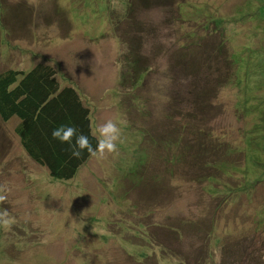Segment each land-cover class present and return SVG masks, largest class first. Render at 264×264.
I'll list each match as a JSON object with an SVG mask.
<instances>
[{"label":"rangeland","instance_id":"374dc122","mask_svg":"<svg viewBox=\"0 0 264 264\" xmlns=\"http://www.w3.org/2000/svg\"><path fill=\"white\" fill-rule=\"evenodd\" d=\"M19 3L21 29L8 33L0 15V68L55 63L89 104L93 131L111 119L123 142L55 179L0 119V212L15 218L0 227V264H133L125 247L141 251L148 232L168 264H219L239 242L252 245L245 260L226 263L264 264V0H175V20L167 0L137 3L116 29L121 0H0V14ZM125 177L133 188L116 196ZM224 201L219 225L209 217ZM233 210L246 238L227 248Z\"/></svg>","mask_w":264,"mask_h":264},{"label":"trees","instance_id":"16d2710c","mask_svg":"<svg viewBox=\"0 0 264 264\" xmlns=\"http://www.w3.org/2000/svg\"><path fill=\"white\" fill-rule=\"evenodd\" d=\"M161 1L162 0H160V2ZM174 1L175 0H167L168 3H165V8L166 13L169 11L175 13V20L176 17L178 19L180 15L177 8L171 9L169 6ZM121 3V20L118 18V13H114L113 10L115 9L110 10V22L115 29L117 28V23L119 27L121 21H123L124 18H128L123 12L126 7H131L132 4L137 6L138 3V7L141 5L145 7V9H149L158 4L159 0H121ZM20 6L25 7L24 4L19 3L18 6L14 8L15 12H13V14L11 12L13 10H2L0 14L2 18L1 25L6 27L8 33L14 29V26L19 28L15 22L19 20L18 16H20V14L16 13V10L20 8ZM135 9L136 8H133V12L137 13L138 11L139 15L140 10L138 8ZM23 24H25V22ZM19 29H21V26ZM123 34H128L126 29H123ZM187 48L188 46L186 49ZM187 58V56H182L180 60L185 62ZM59 70L61 71V67L58 68L55 63L46 60L34 61L23 71L14 67L0 68V119L4 122L12 120L13 133L15 137H17L23 152L29 160L45 168L51 177L68 180L71 179L92 156L85 151L80 158H74L68 150V145L61 144L59 141L52 138L53 129L60 125L71 124L75 126L79 132L89 137L93 147H95L97 141L92 135L94 131L92 129L89 104L84 101L80 89L66 81ZM188 71L192 72L188 64H185L184 67H182V72L188 73ZM139 72V69H136V73ZM199 80L201 79L199 78ZM195 91L196 89L191 86L188 89L189 93H194L193 96L196 95ZM199 94L200 91H198L197 95ZM189 134H191V132ZM145 160L148 161V158ZM150 169L149 165L144 164L143 168L139 170V174L146 176L149 174ZM228 186H230V182H228L226 188H228ZM132 188L131 183H129L125 177V184L122 181L114 183L110 190L117 196V194L119 195L124 191H131ZM101 194H103V191H101ZM225 194L230 195L228 189ZM122 195H127V193H123L121 196ZM233 196L236 197V193H234ZM225 203L224 201L223 205H220L217 209L212 208L211 212L214 210L212 214L210 212L211 216L209 219L217 220L219 225L221 222H224L223 220L225 217L229 218L228 211L232 209H228L227 206H224ZM149 204L151 203L147 202V206ZM145 211L151 212L149 206L145 208ZM233 211H236L233 215L236 217V223L231 220V222L226 224L231 226L225 234H229V237L232 238L227 240L224 239L227 248L228 246L235 247L234 245H236L239 240L244 242L246 238V234L243 235L242 230L244 225H239V220L241 217H244V214L239 213L238 210ZM245 217H247V214ZM261 217L263 218L262 215ZM145 218L146 217H144V220ZM100 220L102 221V219ZM147 223L148 222L145 223L147 226L150 225ZM189 223V221L188 224H186L184 220H179V224L181 225H189ZM208 226L209 225L206 226V229H208ZM197 227H199V225ZM206 232L209 233V230ZM117 234L119 235V233ZM210 234L213 233L211 232ZM147 235L141 237L142 248H144L142 249L143 252L142 250H134L129 245L125 247V252H127V254L123 251L126 256L134 262L133 264H144L143 261L147 258L148 264H168L169 260H175L166 257L168 253L165 251V243H157V240L154 242L152 233L148 232ZM221 242H223V239L221 241L219 240V243ZM148 245H150V253H147L145 250L148 248ZM245 245L247 249L252 247V245L245 242L244 244L239 242L235 250H228L225 247L219 264H229L235 261V259L238 261L243 259L242 261H244L245 254L248 255V250ZM155 249H157V251H155ZM252 253L254 252L252 251ZM164 258H166L165 261L163 260ZM224 258L232 260L226 263L227 261H224Z\"/></svg>","mask_w":264,"mask_h":264},{"label":"clouds","instance_id":"9594fccd","mask_svg":"<svg viewBox=\"0 0 264 264\" xmlns=\"http://www.w3.org/2000/svg\"><path fill=\"white\" fill-rule=\"evenodd\" d=\"M96 139V145L93 147L91 140L87 135L79 132L78 129L71 125H60L53 129L52 138L59 141L61 144L68 145V150L74 158H80L82 154L87 151L91 156L104 158L110 154H118V143H122V130L117 122L109 119L98 128V135L96 132L92 133ZM4 189L0 188V193ZM6 200L4 194H0V202ZM15 223V218L11 217L7 210L0 212V227L5 230L11 228Z\"/></svg>","mask_w":264,"mask_h":264}]
</instances>
